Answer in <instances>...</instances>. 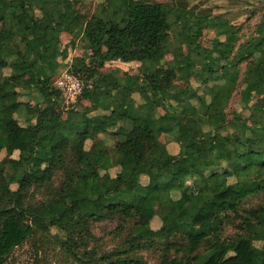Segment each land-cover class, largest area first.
Wrapping results in <instances>:
<instances>
[{
    "label": "trees",
    "instance_id": "trees-1",
    "mask_svg": "<svg viewBox=\"0 0 264 264\" xmlns=\"http://www.w3.org/2000/svg\"><path fill=\"white\" fill-rule=\"evenodd\" d=\"M88 1L0 0V264H147L138 252L157 243L158 264H264V204L245 207L264 193V13L249 33L184 0H106L91 14ZM78 40L95 50L70 62ZM114 61L139 70L101 71ZM68 66L85 83L77 103L54 84ZM237 90L247 114L227 111ZM106 219L122 237L110 250L93 231Z\"/></svg>",
    "mask_w": 264,
    "mask_h": 264
},
{
    "label": "rangeland",
    "instance_id": "rangeland-1",
    "mask_svg": "<svg viewBox=\"0 0 264 264\" xmlns=\"http://www.w3.org/2000/svg\"><path fill=\"white\" fill-rule=\"evenodd\" d=\"M100 0H89L87 3L88 7H90V14L95 9V6L98 4ZM162 2L169 3L170 0H159ZM185 5L188 7L189 10H192L194 14H202L206 15L209 14L211 16H221V18L227 20L231 24H233V27L235 25L242 27L243 31L251 33L256 25L261 21L262 15L264 13V2L260 0H184ZM105 2V0H104ZM96 4V5H95ZM106 7H109L107 4ZM248 33V34H249ZM254 33V32H253ZM253 35V34H252ZM216 36V32L214 29H203V36L201 38V41L205 47H208L211 45L212 40ZM82 40L76 43L74 47L69 48V57L74 58L75 56L82 55L84 57H90L92 52L95 50V48L92 45H84L82 44ZM65 44V43H64ZM74 48V49H73ZM77 50V51H76ZM76 51V52H75ZM167 52L166 54V61L173 59V54L170 53V49L167 46L164 50ZM191 48L187 43H183V53L186 57V60L189 59L191 54ZM140 64L137 62H133L131 64H123L119 61L115 62H109L105 64L103 68H101V71L104 73H112L113 75H116L118 77H123L125 73H128L129 71L136 73L137 69L139 70ZM198 68L205 69L206 68V62L205 61H199ZM244 70V68H243ZM1 72V69H0ZM222 73H219L217 76H221ZM85 77L89 76V73H86L84 75ZM24 77L28 79L31 82H36V79L33 75V72L28 70L25 72ZM55 78V77H54ZM89 78V77H88ZM191 83L195 86H197V82L194 79H191ZM136 93H134L133 97L135 98L137 104L140 102H143L141 99L140 93L144 91L143 87H138L136 89ZM182 99V96L179 97ZM239 90H237L230 103L229 107L227 108V111L231 113L232 111H243L244 113H248L247 110H243L239 106ZM32 104L35 103L34 99L30 101ZM90 106V103L83 100L78 104V107L84 108L85 110H88ZM68 108H56L54 111V114L57 119H63L67 117V110ZM162 112L163 110L160 109ZM254 122V120H251V123ZM177 134V133H176ZM175 133L170 134H164L162 135L161 139L164 142L169 143L170 142V149L173 153H177L179 150V142L181 141L180 135H176ZM92 144L91 141H88L87 146L90 147ZM198 151H205L207 150V146L205 144L198 145L197 146ZM17 154V153H16ZM5 153H1L0 158L4 156ZM226 159H229V155L226 152L223 156ZM116 171H112V174H115ZM182 175L185 177H189V174L187 172H182ZM264 174V173H263ZM141 183H147L148 178L147 177H140ZM30 179H27L25 182H20L17 184H13L12 187L14 189L18 188L20 185H26L29 183ZM258 204H264V193L257 194L255 196H249L245 199V207L251 208L253 206H256ZM118 222L115 220H103L98 221L93 224V231L94 233L101 238V242L104 244V248L107 250H110L114 244H116L121 236L117 238L116 236V228ZM152 228L153 229H159L162 227V221L159 217H155L152 220ZM224 234L223 237L226 238L227 234H231L233 231V227L229 226ZM53 233H58L57 229H52ZM166 235L170 236V231L166 230ZM124 237V236H123ZM257 245L264 247V243L262 242H256ZM18 256L20 257L21 261H25L29 254L24 250H18ZM139 255L143 256L147 264H158L159 263V243H157L154 246H149L146 249L141 250L138 252ZM180 255V254H179Z\"/></svg>",
    "mask_w": 264,
    "mask_h": 264
},
{
    "label": "built area",
    "instance_id": "built-area-1",
    "mask_svg": "<svg viewBox=\"0 0 264 264\" xmlns=\"http://www.w3.org/2000/svg\"><path fill=\"white\" fill-rule=\"evenodd\" d=\"M70 68L68 66L63 74L54 79L55 86L63 92L66 104L79 102L85 87L84 80L70 72Z\"/></svg>",
    "mask_w": 264,
    "mask_h": 264
},
{
    "label": "crops",
    "instance_id": "crops-1",
    "mask_svg": "<svg viewBox=\"0 0 264 264\" xmlns=\"http://www.w3.org/2000/svg\"><path fill=\"white\" fill-rule=\"evenodd\" d=\"M106 1V0H105ZM99 2H104V0H100ZM109 5V7H106V5ZM104 7L106 8V9H108V8H110V4H109V2H104ZM63 42H65V43H68L70 40H71V38H72V36L69 34V33H64V35H63ZM79 41V40H78ZM77 41V42H78ZM77 46V45H76ZM75 48V47H74ZM77 51V50H76ZM75 51V52H76ZM80 56H82V55H80ZM84 57V56H83ZM69 60H71L70 62H72V60H73V58H71V57H69ZM115 62V61H114ZM120 62V61H119ZM122 63V62H121ZM123 64H126V63H123ZM129 64H131V63H129Z\"/></svg>",
    "mask_w": 264,
    "mask_h": 264
}]
</instances>
